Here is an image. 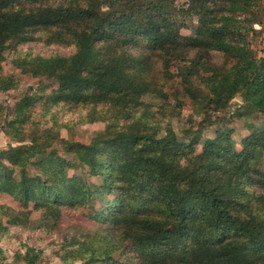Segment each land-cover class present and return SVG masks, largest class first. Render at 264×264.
Here are the masks:
<instances>
[{"label": "trees", "instance_id": "trees-1", "mask_svg": "<svg viewBox=\"0 0 264 264\" xmlns=\"http://www.w3.org/2000/svg\"><path fill=\"white\" fill-rule=\"evenodd\" d=\"M46 1L0 0V90L18 87L2 70L6 60L37 80L0 121V131L16 143L0 151V193L26 207L32 203L52 226L65 211L74 214L106 200L93 213L105 234L83 242L66 239L63 264H264V172L257 166L264 132L246 138L237 153L227 134L217 132L182 164V157L192 156L203 125L175 154L176 134L166 131L171 117L164 120L161 108L139 101L143 94L161 97L167 88L168 94L203 99L220 110L239 95L243 104L236 116L253 112L264 119V49L259 54L249 47L237 21L239 13L264 0H190L186 7H176V0ZM193 17L197 37H182L177 20ZM35 32L48 33L46 43L72 54H17L16 46ZM136 44L143 47L135 56ZM208 49L222 55L220 65L205 59ZM159 63L161 76L152 73ZM48 94L60 109H73L80 123H105L109 136L70 143L90 165L84 178L68 176V161L40 155L58 140L51 128L25 129ZM22 133H30L28 143ZM18 169L22 173L14 180ZM93 176L96 185L89 180ZM1 211L11 212L4 214L9 224L27 222L20 211L6 206ZM69 244L75 246L67 250ZM34 252L27 249L15 258L36 264Z\"/></svg>", "mask_w": 264, "mask_h": 264}, {"label": "rangeland", "instance_id": "rangeland-1", "mask_svg": "<svg viewBox=\"0 0 264 264\" xmlns=\"http://www.w3.org/2000/svg\"><path fill=\"white\" fill-rule=\"evenodd\" d=\"M52 2L47 0L46 2ZM190 0H176V7L188 4ZM209 5V3H207ZM243 24V34L249 47L259 54L264 49V1L256 7H250L246 11L238 14V20ZM179 33L182 37L196 38V28L198 20L196 17L182 20L178 19ZM45 32H35L29 41H24L16 46V53L27 56H42L48 57L52 55L69 56L72 51L69 48H63L54 44H48ZM143 46L134 45L131 48V53L135 56L140 53ZM261 50V51H260ZM130 51V50H129ZM205 59L210 64L220 65L223 61L222 55L214 49L204 51ZM160 62V61H159ZM2 70L12 74L18 82V87L11 91L0 90V121L7 115H11L14 102L23 94L29 87L37 84V80L21 75L19 70L12 67L6 60L2 65ZM152 73H162V63L154 67ZM46 81V80H45ZM48 82V81H46ZM167 88L164 89V95L159 97L154 94H143L139 101L150 107L161 108L163 110L162 119L171 120L166 127V131H171L176 134L175 145L171 146L172 152L178 154L181 149H178L179 144L186 143V138L192 136L199 123L203 125L201 137L193 146L192 156L182 157L180 162L187 164V161L193 156L201 153L203 142L206 138H214L217 132H225L227 134L228 143L232 146L234 153L240 152L244 147V141L252 134L264 132V119L262 117H254L253 112L236 116L235 111L239 110V106L243 104L239 95L235 96L225 109H215L213 106H205L203 99L191 100L175 96L167 93ZM48 94L45 99L38 102L33 110V117L25 129L36 130L42 128H51L58 140L51 143V146L40 150V155H52L59 157L69 164L65 166L68 176H77L84 178L90 169L87 161H83L84 152L82 149L75 148L70 143L89 144L93 137L100 135L109 136L105 133V123H80L77 119V113L73 109H60L59 103L52 104V97ZM43 105V106H42ZM84 113V112H82ZM238 114V113H237ZM8 118H11L8 117ZM39 126H37V125ZM165 129L161 131L163 134ZM190 134V135H189ZM26 136V137H25ZM30 133L21 138L25 143L30 141ZM12 140L5 136L0 131V151L6 150L9 146H15ZM221 163L226 166L227 160L222 158ZM10 165L8 161H4ZM258 169L264 172V142L260 145L257 155ZM33 165L29 166L32 170ZM22 171L16 170L13 179L16 180ZM90 182L98 184L99 180L96 177H91ZM252 192H256L255 188ZM104 200H97L94 204L88 207L75 209L73 214L71 211H65L63 218L58 223H54L49 218H44L42 213L37 210H32L33 205L29 203L27 207L23 205L15 197L0 193V207L6 206L12 211H20L23 217H27V222L24 225L9 224L7 215L11 212H0L2 227L0 229V249L3 259H0L1 264H21L16 260L15 254H24L27 249L34 250L38 255L36 264H63L61 253L64 252V242L66 239L72 238L75 242H83L91 239L98 240L101 234H105L101 223H96L94 220V211L104 206ZM31 210L30 212H26ZM75 245L69 244L66 249H71ZM79 261H75L78 264Z\"/></svg>", "mask_w": 264, "mask_h": 264}]
</instances>
